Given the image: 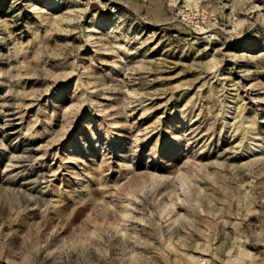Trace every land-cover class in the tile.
<instances>
[{
  "label": "rangeland",
  "instance_id": "rangeland-1",
  "mask_svg": "<svg viewBox=\"0 0 264 264\" xmlns=\"http://www.w3.org/2000/svg\"><path fill=\"white\" fill-rule=\"evenodd\" d=\"M0 264H264V0H0Z\"/></svg>",
  "mask_w": 264,
  "mask_h": 264
},
{
  "label": "bare ground",
  "instance_id": "bare-ground-1",
  "mask_svg": "<svg viewBox=\"0 0 264 264\" xmlns=\"http://www.w3.org/2000/svg\"><path fill=\"white\" fill-rule=\"evenodd\" d=\"M21 143V142H20ZM14 149V148H13ZM22 150V149H21ZM14 157V156H13ZM11 162V161H10ZM25 164V163H24ZM21 168V167H20ZM24 168V167H23ZM26 169V168H25ZM32 169V168H31ZM22 171H24L23 169H22ZM10 172V171H9ZM17 172H19V170L17 171ZM25 172V171H24ZM27 172V171H26ZM18 176H19V179H25L26 178V176H24V174H23V172H22V174L19 172L18 174H17ZM44 177V176H43ZM18 185V184H17Z\"/></svg>",
  "mask_w": 264,
  "mask_h": 264
}]
</instances>
